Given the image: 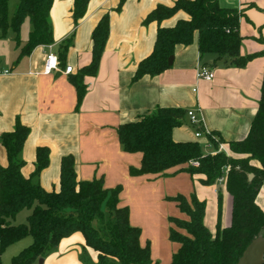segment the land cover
I'll list each match as a JSON object with an SVG mask.
<instances>
[{
	"label": "crops",
	"instance_id": "obj_1",
	"mask_svg": "<svg viewBox=\"0 0 264 264\" xmlns=\"http://www.w3.org/2000/svg\"><path fill=\"white\" fill-rule=\"evenodd\" d=\"M119 1L89 0L85 15L75 20L74 0H54L48 14L53 43L36 46L30 54L17 61L19 49L14 44V33L9 31L6 36L0 35V134L13 131L17 120L29 128L26 141L18 153V158L24 161L21 171L46 191L60 190V163L65 155L74 157L77 179L102 178L106 188L122 185L119 206L127 205L131 225L142 229L140 244H145L143 237L149 238L152 264H170L179 244L170 241L162 232L166 249L164 255L163 250L156 253L151 234H156L160 217L157 202L163 198L161 186L171 185L173 192L170 195L179 192L190 198L193 193L200 200H208L204 188L211 189L217 199V211V195L220 193L222 213L219 224L224 227L230 222L231 212V198L225 191L224 180L218 182L223 185L221 192L216 183L205 185L200 182L198 175L190 176L187 172L173 174L179 167L170 168L167 176H133L129 167L139 168L142 153L122 150L116 130L122 123L135 120L139 115L151 114L158 107L193 109L202 121L203 130L218 134L224 141L222 148L227 150L228 142L246 137L258 108L264 53L241 68L227 67L223 62L213 64L214 54L199 56L195 35L191 44L175 46L172 64L165 71L133 81L137 64L153 49L158 28L155 21L144 24L143 20L158 4L173 5L176 0H125L116 9ZM218 2L221 7L237 9L240 13L241 54L263 51L264 0ZM104 13L109 14L110 29L106 46L96 74L84 77L86 94L77 104V92L69 76L90 63L91 32ZM180 18L189 19V15L180 10L161 24L173 25ZM65 39H70V45L61 60V68L72 66L73 72L58 70L45 73L43 66L47 46H52L58 53L59 44ZM198 63L212 69V80L197 78ZM183 120L182 125L173 128V139L199 141L206 146V135L196 138V126L190 123L187 115ZM45 146L49 149V163L39 174L33 175L36 149ZM206 147L210 152V147ZM0 164H8V156L1 143ZM179 178H184L187 183L181 185ZM256 203L264 211V182ZM23 210L14 217V224L26 222L30 210L22 214ZM206 213L205 206L204 223L214 234ZM31 242L32 239L27 236L7 246L0 253V263L8 264ZM56 248L43 257L41 264H95L97 261V251L85 244L80 231L64 237Z\"/></svg>",
	"mask_w": 264,
	"mask_h": 264
},
{
	"label": "trees",
	"instance_id": "obj_2",
	"mask_svg": "<svg viewBox=\"0 0 264 264\" xmlns=\"http://www.w3.org/2000/svg\"><path fill=\"white\" fill-rule=\"evenodd\" d=\"M9 15V0H0V35L14 33V44L19 49L15 61L30 54L36 46L53 43L49 11L54 0H17ZM89 0H74L75 20L85 15ZM125 0H120L119 9ZM180 10L189 19L180 18L173 25L161 23ZM240 13L224 8L218 0H176L173 5L158 4L143 20L157 23L154 46L149 55L137 64L133 81L143 76H154L169 68L168 57L176 45H189L197 35L199 56L214 54L213 64L223 62L227 67H244L263 51L241 54L242 37L239 32ZM28 19L30 28L25 41L21 27ZM109 14L104 13L91 32L90 63L74 75L70 82L77 92V104L86 94L84 77L95 75L109 35ZM70 39L59 44V61L66 55ZM62 63V62H61ZM264 70V69H263ZM258 108L248 129L240 140L227 143V150H219L223 139L207 132V146L202 150L199 141H175L172 130L183 124L187 109L175 106L158 107L151 114L139 115L135 120L118 126L116 133L122 150L142 153L139 168L129 167L133 176L139 174L167 176L173 172H187L200 176L199 181L213 185L223 178L225 191L231 198L230 222L221 227L222 196L218 193L216 231L211 233L204 223V199L195 194L189 197L177 193L167 197L187 217L171 216L169 240L179 244L170 264H236L246 247L257 237L264 238V211L256 203L264 182V72ZM11 132L0 134V143L8 156L7 166L0 164V253L27 236L32 242L13 256L8 264H33L39 257L55 251L59 242L75 232H81L85 244L97 251L96 264H152L151 247L140 244L142 229L130 223L129 207L119 206L122 185L106 188L102 178L77 179L74 157L65 155L60 163L59 191H46L32 178L22 174L24 161L18 158L29 128L18 120ZM49 163L48 147L36 149L37 175ZM251 175V177H250ZM29 209L24 223L14 224L16 214ZM261 263L264 264V252ZM1 264V263H0Z\"/></svg>",
	"mask_w": 264,
	"mask_h": 264
},
{
	"label": "rangeland",
	"instance_id": "obj_3",
	"mask_svg": "<svg viewBox=\"0 0 264 264\" xmlns=\"http://www.w3.org/2000/svg\"><path fill=\"white\" fill-rule=\"evenodd\" d=\"M10 1V5H9V15H11L13 13V11L15 10L16 6H17V3L18 1L17 0H9ZM30 28V23L28 21V19H26V21L23 23L22 27H21V37L22 38H26V35H27V31L29 30ZM223 142H219L218 143V146L219 145H222ZM224 145V144H223ZM211 149V148H210ZM202 150L208 152V148L206 146H203L202 145ZM211 151H213V149H211ZM181 181V185H185L187 183V181L184 179V178H179ZM220 180H217L216 182V186L218 188L219 191H223V185L222 183H218ZM161 192L162 193V197L163 198H160V200L157 202L158 203V212L160 213V217L158 216V222L156 224V234L151 232V234H153V244H154V247H155V252L156 253H160L162 252L163 250V253L162 255H164V249H166V245L164 244V237L166 235V237L168 238L169 236V230L172 225L169 221V218L171 216H175V217H179L181 219H185V215L184 213H181L178 208L176 207V204L168 199L167 197H171L170 193L173 192L171 190V185H162L161 188H160ZM179 192H176L174 193L177 194ZM204 193L206 194V196H208V200H206V218L208 219L209 222H211L212 224V227H213V231H216V221H217V199L215 196H213V191L211 189H208V188H204ZM182 194V193H180ZM183 195V194H182ZM25 211H27V209H24L22 214L25 213ZM20 214V217L21 215ZM160 218V219H159ZM147 232V231H146ZM165 232V235H163V233ZM168 235V236H167ZM30 237V239H32L31 236H28ZM143 240H145V243H148L150 245V240L149 238H146L143 237ZM170 243V241H169ZM161 261V260H160ZM96 264V263H95Z\"/></svg>",
	"mask_w": 264,
	"mask_h": 264
},
{
	"label": "built area",
	"instance_id": "obj_4",
	"mask_svg": "<svg viewBox=\"0 0 264 264\" xmlns=\"http://www.w3.org/2000/svg\"><path fill=\"white\" fill-rule=\"evenodd\" d=\"M49 47L47 51H45V56H44V66H43V71L45 73H51L54 71L62 70L65 73H71L73 72L72 66L65 65L63 68H61V62L59 61L57 53L52 49V46H47ZM197 78H202L205 80H212L214 76V72L210 67H208L205 64L198 63L197 69ZM186 115L188 119L190 120V123L195 127L194 135L196 138H200L202 135H204L206 132L203 130L202 127V121L197 118L196 112L193 109H188L186 111ZM206 135V134H205ZM206 142V146H207ZM219 150H224L222 148V145L218 146ZM217 180L223 181V178H218Z\"/></svg>",
	"mask_w": 264,
	"mask_h": 264
},
{
	"label": "water",
	"instance_id": "obj_5",
	"mask_svg": "<svg viewBox=\"0 0 264 264\" xmlns=\"http://www.w3.org/2000/svg\"><path fill=\"white\" fill-rule=\"evenodd\" d=\"M168 63L172 64L173 58L172 55L168 57ZM251 177V175H250ZM264 252V238L257 237L246 247L243 251L241 258L236 264H259L262 261V254ZM43 257H39L37 264H41Z\"/></svg>",
	"mask_w": 264,
	"mask_h": 264
}]
</instances>
